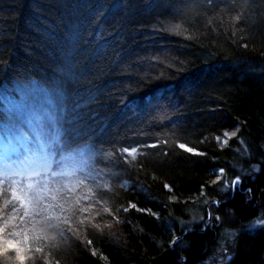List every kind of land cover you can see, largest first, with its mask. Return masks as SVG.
Listing matches in <instances>:
<instances>
[{
    "label": "trees",
    "instance_id": "obj_1",
    "mask_svg": "<svg viewBox=\"0 0 264 264\" xmlns=\"http://www.w3.org/2000/svg\"><path fill=\"white\" fill-rule=\"evenodd\" d=\"M25 95L90 163L58 229L0 183L24 264H264V0H0V121Z\"/></svg>",
    "mask_w": 264,
    "mask_h": 264
},
{
    "label": "rangeland",
    "instance_id": "obj_2",
    "mask_svg": "<svg viewBox=\"0 0 264 264\" xmlns=\"http://www.w3.org/2000/svg\"><path fill=\"white\" fill-rule=\"evenodd\" d=\"M22 98L26 100L31 97L30 95H25V97L21 96L20 100L15 104L6 103V114H13L15 117L8 121H0V183L8 180L13 188L23 192H27L26 186L32 184L37 190L36 194L41 196V203L39 208H37L38 212H42V214L50 218L52 214L56 213L54 210L57 207V213H62L59 210L60 205L69 199H64L60 191L64 190L65 187L67 189L71 184V174L73 177L78 178L79 173L85 171V167L89 166L90 156L88 152L83 151H61L62 144H56L59 139L55 137V129H51L47 125L50 121L47 124L45 121L46 117L49 118V112L52 111L53 106L49 108L46 105L49 108L47 109L36 103L35 108L31 109V107L23 104ZM44 156L49 158L51 170L41 166ZM60 171L65 172V175H52V172ZM240 186L241 180L239 179V183L235 187L232 186L233 191L240 189ZM83 192L79 193L81 197H83ZM4 197L5 195L0 194V199H7ZM8 199L12 200L11 195ZM217 202L215 201L214 204L220 208L221 204L219 203V206H217ZM21 204L24 205L25 203ZM31 206L35 208L36 205L32 204ZM63 210L65 211L64 207ZM214 211L216 212V209L211 207L207 215L211 216V218L207 225L214 219ZM254 224L256 225L258 222ZM115 236L114 241H119L121 238L119 232H116ZM225 249H227L226 246L222 249L223 251H218L215 257L204 264H225L231 259V257L225 256Z\"/></svg>",
    "mask_w": 264,
    "mask_h": 264
},
{
    "label": "snow or ice",
    "instance_id": "obj_3",
    "mask_svg": "<svg viewBox=\"0 0 264 264\" xmlns=\"http://www.w3.org/2000/svg\"><path fill=\"white\" fill-rule=\"evenodd\" d=\"M235 19L237 21H239L240 17L237 16ZM244 46L247 47V45H244ZM224 135L228 136V133L225 132ZM232 135H235V133H232ZM217 139L219 140V137H217ZM225 143H226V141H225ZM156 146L157 145H155V144H153V145H144V147H156ZM178 147L180 149H186V151L189 152L190 154L202 155V153H200L199 151L194 150L191 147H187L186 148V145L183 144V143L179 144ZM45 151H47V150L45 149ZM120 151H121V153H126L129 156H132L133 154L138 152V148L135 147V146L129 145V146L123 147ZM133 158L135 159L134 156H133ZM41 166L46 168V169H48V170H51V162H50V160H49V158L47 156H44L42 158ZM220 171L223 172V169H221ZM17 174H19V173H17ZM52 175L53 176H57V175L63 176V175H65V172H63V171L52 172ZM79 183L83 184L84 181L80 180ZM238 183H239V177H237V179L232 182V186L235 187V185L238 184ZM26 187H27V190H28L27 192H23V191H21V190H19L17 188H12V191H11L12 200H15V201H18V202H21V203L31 202L32 204H35L37 208H39V205L41 203V197H39L38 195H32V193L36 192L37 190L34 188V186L32 184H29ZM164 187L166 189H168L169 191H171V187L169 185L166 184ZM57 191H59V190H57ZM0 194L7 195L6 190H4L2 186H0ZM53 199H55V197H53ZM12 200H8V201H6V203L7 204H11ZM25 206H27L26 203H25ZM217 206H219V202H217ZM60 207L63 208V205H60ZM130 208L136 209L137 205L134 204V203L130 204ZM77 210L81 211V212L85 211V209H82V208L81 209H77ZM105 211H107V209H105ZM124 211H128V209L126 208V209H124ZM36 214L38 215L39 212H37ZM24 215H28V213L25 212ZM209 218H211V216ZM49 219L50 218H48V217L44 218V221H45V223H47V226L50 227V228L58 229L59 225L58 224L57 225L51 224L50 222H48ZM85 219H87V217H85ZM216 219H219V217H217ZM83 222L84 221H81V223H83ZM61 223L68 224L69 222H68L67 219H64V220L61 221ZM117 223H118V221H117ZM93 226L94 227H98L96 225H93ZM69 228H70V226H69ZM5 233L9 237L17 235L16 233L11 232L10 230H7V229H5L3 227H0V235L5 234ZM59 234L62 236L63 235V230H61ZM88 243L91 244L92 241H88ZM26 251H32V249L29 248V249L26 250L25 248L20 246L18 241H15L13 239L4 240V239L0 238V257H4L5 264H7V261L12 260V259L18 260L19 264H24ZM9 252L15 253V257L10 256ZM35 252L36 253H40V252H42V249L36 248Z\"/></svg>",
    "mask_w": 264,
    "mask_h": 264
}]
</instances>
